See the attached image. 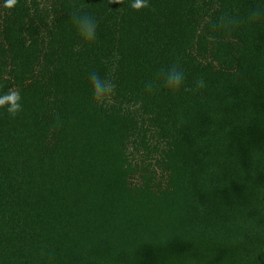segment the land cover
I'll return each instance as SVG.
<instances>
[{
  "label": "trees",
  "instance_id": "obj_1",
  "mask_svg": "<svg viewBox=\"0 0 264 264\" xmlns=\"http://www.w3.org/2000/svg\"><path fill=\"white\" fill-rule=\"evenodd\" d=\"M257 4L0 0V264H264Z\"/></svg>",
  "mask_w": 264,
  "mask_h": 264
},
{
  "label": "clouds",
  "instance_id": "obj_2",
  "mask_svg": "<svg viewBox=\"0 0 264 264\" xmlns=\"http://www.w3.org/2000/svg\"><path fill=\"white\" fill-rule=\"evenodd\" d=\"M116 2V0H112ZM17 0H5L7 7H13ZM130 7L135 10H141L149 7V0H130ZM264 18V0H258L257 6L250 8L246 17H235L232 21L233 24H238L241 19L248 22H255ZM72 22L75 25L80 37L87 43H92L97 38L98 24L96 19L87 12H78L73 15ZM186 79L185 70L178 64L171 65L163 73L164 85L173 90H179L184 86ZM197 88L206 87L203 78L195 82ZM114 86L106 81H101L99 78L95 81V91L97 95H103L110 92ZM0 107H5L7 113L13 117L23 111L22 95L18 90H9L8 92L0 95Z\"/></svg>",
  "mask_w": 264,
  "mask_h": 264
}]
</instances>
